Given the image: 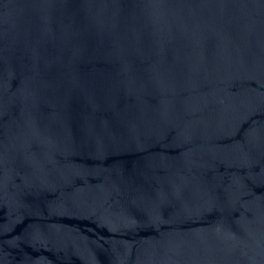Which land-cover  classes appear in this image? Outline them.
<instances>
[{
	"label": "water",
	"instance_id": "water-1",
	"mask_svg": "<svg viewBox=\"0 0 264 264\" xmlns=\"http://www.w3.org/2000/svg\"><path fill=\"white\" fill-rule=\"evenodd\" d=\"M0 264H264V0H0Z\"/></svg>",
	"mask_w": 264,
	"mask_h": 264
}]
</instances>
